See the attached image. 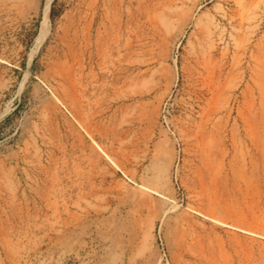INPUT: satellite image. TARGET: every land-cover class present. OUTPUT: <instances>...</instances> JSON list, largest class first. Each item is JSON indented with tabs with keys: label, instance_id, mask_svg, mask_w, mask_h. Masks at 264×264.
<instances>
[{
	"label": "rangeland",
	"instance_id": "rangeland-1",
	"mask_svg": "<svg viewBox=\"0 0 264 264\" xmlns=\"http://www.w3.org/2000/svg\"><path fill=\"white\" fill-rule=\"evenodd\" d=\"M0 264H264V0H0Z\"/></svg>",
	"mask_w": 264,
	"mask_h": 264
},
{
	"label": "trees",
	"instance_id": "trees-1",
	"mask_svg": "<svg viewBox=\"0 0 264 264\" xmlns=\"http://www.w3.org/2000/svg\"><path fill=\"white\" fill-rule=\"evenodd\" d=\"M56 15H57V13L55 12V8L53 7L52 10H51V17L55 18Z\"/></svg>",
	"mask_w": 264,
	"mask_h": 264
},
{
	"label": "bare ground",
	"instance_id": "bare-ground-1",
	"mask_svg": "<svg viewBox=\"0 0 264 264\" xmlns=\"http://www.w3.org/2000/svg\"><path fill=\"white\" fill-rule=\"evenodd\" d=\"M49 5V4H48Z\"/></svg>",
	"mask_w": 264,
	"mask_h": 264
}]
</instances>
